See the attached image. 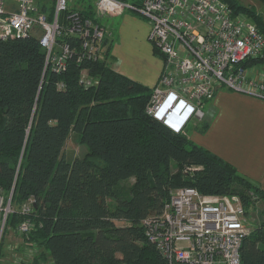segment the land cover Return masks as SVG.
<instances>
[{"label":"trees","instance_id":"trees-1","mask_svg":"<svg viewBox=\"0 0 264 264\" xmlns=\"http://www.w3.org/2000/svg\"><path fill=\"white\" fill-rule=\"evenodd\" d=\"M33 1L53 18L56 0ZM223 1L264 33L260 12L240 0ZM75 8L83 19L99 20L94 0ZM69 12H60V21ZM63 40L76 48L81 42L77 35L58 38ZM114 40L106 35L96 60L70 58L66 69L56 72L46 66V49L36 35L0 39V188L9 192L14 187L16 208L29 196L35 199L30 213L34 227L18 238L19 250L26 241L38 246L34 264L50 258L54 264H167L146 237L142 219L161 212L177 187L236 193L247 211L258 199L264 201L259 182L186 131L147 113L152 87L112 67ZM262 59L264 49L245 65ZM82 68L99 82L89 87L80 83ZM209 124L204 119L199 130ZM71 131L86 151L67 159L64 146ZM130 178V193L120 195L118 183ZM261 215L243 238L242 264H264V211ZM22 218L14 211L7 222L15 229Z\"/></svg>","mask_w":264,"mask_h":264},{"label":"built area","instance_id":"built-area-1","mask_svg":"<svg viewBox=\"0 0 264 264\" xmlns=\"http://www.w3.org/2000/svg\"><path fill=\"white\" fill-rule=\"evenodd\" d=\"M73 1L56 0L53 18L48 19L33 0H13L11 4L0 0V39L36 35L41 30L38 38L46 49L45 64L61 72L70 58H99L104 38L112 35L103 18L131 11L149 22L148 39L164 56L146 105L148 114L185 132L189 124L204 120L206 103L222 87L264 99V74L250 73L245 65L262 54L264 33L246 14L234 13L225 1L94 0L97 21L83 19L78 8L71 9ZM68 9L65 21H60V12ZM63 35L80 37L79 47L68 40L58 41ZM79 82L89 87L99 80L82 68ZM63 85L58 83V87ZM13 191L14 187L9 192L0 188V257L5 234L17 239L13 247L17 249L18 238L34 227L30 219L34 197L16 208ZM14 211L23 215L15 229L7 222ZM142 224L167 264H242V241L252 228L249 211L238 194H205L194 186L172 189L161 212L148 214ZM26 246L32 248L19 251L12 264H34L40 250L33 242L26 241Z\"/></svg>","mask_w":264,"mask_h":264},{"label":"crops","instance_id":"crops-1","mask_svg":"<svg viewBox=\"0 0 264 264\" xmlns=\"http://www.w3.org/2000/svg\"><path fill=\"white\" fill-rule=\"evenodd\" d=\"M115 39L111 53L114 69L152 87L160 74L163 56L154 52L148 39L149 22L126 11L108 19ZM210 120L202 132L192 124L188 135L212 152L232 163L243 174L264 188V99L220 88L204 107Z\"/></svg>","mask_w":264,"mask_h":264},{"label":"rangeland","instance_id":"rangeland-1","mask_svg":"<svg viewBox=\"0 0 264 264\" xmlns=\"http://www.w3.org/2000/svg\"><path fill=\"white\" fill-rule=\"evenodd\" d=\"M128 1H133V0H128ZM240 1L244 4H247L251 7H253V9L260 12L262 14V16L264 17L263 0H240ZM7 2L9 4H11V3H13V0H7ZM82 2H83V0H81V1L80 0H74L72 3V6H74V7L79 6ZM84 3H88V2L85 1ZM115 17H117V16H115ZM108 19H109V17H105V18H103V21H105L106 23H109ZM40 35H41V30H38V32H36V36L39 37ZM111 55H112V53H111ZM112 63H113V60L111 59V65H112ZM247 67H248V70L250 73L264 74V59H262L258 62L249 63V65ZM191 126H192L191 124H189L187 126L186 132H189ZM196 143H198V142H196ZM85 151H86V146L80 142L78 135L74 131H71L69 137L66 140L65 146H64V156L67 159H73L76 156L83 155L85 153ZM132 183H133L132 178L125 179V180H122L121 182H119L118 186H117V191L119 192V194L120 195H127L128 193H130V187H131ZM254 198H256V197L254 196ZM108 200L110 201V203L114 202L112 197H108ZM263 211H264V201L258 199L256 202V206L249 210V220H250L251 226L255 225V223H257L260 220V218H262L261 214ZM263 218H264V215H263ZM116 223L117 224H124L126 222L124 220H117ZM14 245H16L14 238L9 236L8 234H5L3 244L1 247L2 257H0V264H12V263H14L15 260L18 259L19 251H23V249L29 250L32 248L31 246H24L21 248V250H19L18 248L17 249L13 248ZM20 247H21V245H20ZM26 264H29V263H26ZM51 264H54L53 261Z\"/></svg>","mask_w":264,"mask_h":264}]
</instances>
